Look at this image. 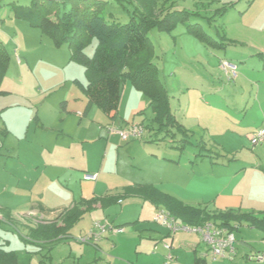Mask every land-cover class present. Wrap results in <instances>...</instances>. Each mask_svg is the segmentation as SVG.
Masks as SVG:
<instances>
[{
    "label": "crops",
    "instance_id": "0c3cea01",
    "mask_svg": "<svg viewBox=\"0 0 264 264\" xmlns=\"http://www.w3.org/2000/svg\"><path fill=\"white\" fill-rule=\"evenodd\" d=\"M184 34L187 42L191 41L200 50L203 48L183 29L182 35ZM254 49L259 55L250 53L251 56H245L241 60V63L244 61L246 64L242 71L238 64L229 62L237 67V75L226 82L220 78L222 75L224 78L230 76L221 67L223 61H228L226 56L220 51L203 53L205 62L199 66V73L202 78L207 79L209 86L205 95L210 102L205 101L202 104L215 109L224 108L226 105L229 108L228 113H219L216 121L210 125L208 122L193 125L195 119L188 120L186 117L184 121L183 118L176 119L187 131L194 134L200 130L205 132V142H201L199 147L195 144V152L189 155L185 154L188 145L184 150L174 148L172 142L160 140L161 137L156 136L155 130L148 129L143 139L127 143L117 135L108 134V125L124 128L130 123H142L138 117L145 115L150 109V101L142 100L140 93L129 82L123 84L115 119L111 120L102 112L109 123L100 124L99 140L95 146L83 140L78 142L77 134L64 121L53 124V121L42 120V117L36 116L37 128L44 129L53 125L57 127V143L68 140L69 144L77 143V148L71 156H53L43 165L49 171L47 175L46 172L39 175L35 184L37 195L32 194L29 199L24 198L19 191L16 192L21 184V169L15 168L8 172L2 168L4 151L7 149V133L4 134L7 120L4 115H0V188L4 192L0 196V219L8 221L5 217L7 215L9 221L22 223L23 217L59 216L66 209L82 210L83 216L67 235L55 243L41 245L49 252L67 238L82 243L77 238L85 236L94 222L108 220L122 228L133 225L134 230L129 233V229L124 228L122 234L105 235L95 243H87L93 251L92 259H106L113 252V247H117L119 243H134L138 241V235H145L153 240L155 254L152 257L163 259L161 264H184L181 259H194V254L195 259L205 262L208 260L211 264H264L256 259L264 256V236L261 238L255 233L257 229L249 227L245 222L233 223L237 228V252L232 259L213 261L208 256V246L201 241L200 236L187 246L190 251L193 249V255L190 258L185 256L183 251L174 248L177 233L170 236L166 229L153 222L154 215L164 207L128 193L130 189L138 186H152L184 205L207 208L212 213H264V146L262 143L252 146L250 141L251 136L264 127V48L255 44ZM231 86L238 89V99L237 94L231 93ZM228 100L232 103H227ZM60 106L65 113L76 114L81 122L86 120L90 107H87L88 99L84 93L82 96L72 95L60 103ZM221 132L226 138H218V133ZM160 146L163 150L161 158L157 153ZM124 152L130 160L127 168L125 162L120 163ZM143 162L145 168H141ZM87 176L95 178L87 179ZM129 212L134 213L133 215L137 213L138 216L128 219L126 217ZM48 221L50 220L40 223ZM78 226L82 227L75 236ZM244 231L245 235L250 236L249 240L261 238L258 246L254 242V246L245 247L247 242L241 238ZM163 242H169L172 246V261L167 260L168 252L163 247ZM140 243L139 241L138 244Z\"/></svg>",
    "mask_w": 264,
    "mask_h": 264
},
{
    "label": "rangeland",
    "instance_id": "374dc122",
    "mask_svg": "<svg viewBox=\"0 0 264 264\" xmlns=\"http://www.w3.org/2000/svg\"><path fill=\"white\" fill-rule=\"evenodd\" d=\"M101 1L104 2L102 16L105 20L120 24L129 22L133 12L132 6L121 4L118 0ZM63 3V0H58L56 4L61 12L65 9ZM29 4L31 0H0V44L10 57L6 75L0 84V89L7 92L0 96V115H4L7 120L4 133H7V149L4 151L2 168L7 169L8 172L14 171L15 168L21 169V184L16 192L19 191L27 199L32 194L37 195L35 193L37 178L39 175L42 176L43 172L47 175L49 171V169L46 171L43 165L53 156L67 158L77 148V143L69 144L68 140L61 143L56 142L57 127L51 125L52 127L46 126L44 129L37 128L36 116L42 117V120L53 121V124L64 121L77 134L78 142L83 140L94 146L99 140L100 124L109 123L106 116L95 105L89 107L87 118L82 122L76 114H67L63 111L60 103L74 94L83 95L82 90L75 84V80L86 85L88 82L86 70L81 63L72 59V49L67 44L56 46L53 39L41 29L33 28L26 21L14 17L13 6ZM68 5L67 3L66 6ZM169 10H187L200 14L203 18L190 17L185 22L200 23L204 30L215 38L221 39L223 36L226 39L229 38L225 41L227 43L225 49H218L207 47L197 38L189 35L200 46L202 45L203 48L200 50L191 41L185 40L186 36L182 35V31L183 29L186 31V25L182 22L177 23L170 33L158 29H153L149 33L155 50L159 77L170 97L172 116L175 119L183 118V121L185 117L188 120L195 119L192 122L193 125L198 122L203 124L208 122L210 125L216 121L219 113H228L229 105L217 109L203 106L202 103L205 101L210 102L209 97L205 95L207 86H209L207 79L202 78L199 73V66L205 62L203 53L220 51L226 56L227 62L238 64L242 71L246 64L244 61L241 63V60L245 56L250 53L259 55L254 45L264 48V0H159L154 14L160 17ZM97 45V40L92 39L85 49V54L89 57L93 56ZM236 75L227 76L228 78L222 75L220 78L226 82L228 79H234ZM233 86H235L234 83ZM231 89V93L237 94L236 99H238L240 96L238 89L234 87ZM139 93L142 100L148 99L143 93ZM247 93L249 94V91ZM227 103L232 102L228 100ZM153 114L149 109L145 115L139 116L138 120L144 124L146 129L157 131L159 124L154 120L155 115ZM188 132L190 143L185 150L186 155L195 152L197 147L195 144L199 147L201 142H205L206 137L205 132L201 130L196 134L192 131ZM222 134V132L218 133V138H226ZM50 135H52L51 138ZM164 136V133H161L159 137ZM180 139V133L174 136V140ZM166 141L173 143L171 137L166 138ZM157 143L161 144V141ZM261 143L264 146V141ZM157 153L159 158L163 156L162 146L157 148ZM152 156L155 158L154 155ZM115 159L116 154L113 157L114 161ZM123 162L126 168L130 164L125 152L120 163ZM141 166L145 168V162ZM3 194L0 188V196L2 197ZM133 214L129 212L126 218L131 219L138 216L137 213ZM155 216L156 214L154 218ZM55 217L57 215L42 218L23 217L22 223L0 219V249L14 252L18 258L16 264H161L163 260L152 257L155 254L153 250L155 244L145 235L143 237L138 235V241L134 243H119L115 248L112 246L114 250L106 259H92L94 255L90 249L91 246L71 238L59 242L50 252L45 247L33 244L29 228L40 221L52 220ZM132 226L126 225L124 228L129 229L130 233L134 230ZM81 227L76 228L75 236ZM244 233L246 232L242 233L243 237L238 236L247 242L245 247L254 246V242L258 246L264 236L262 231L255 230L261 238L249 240L250 236ZM198 237L197 234L180 231L177 233L174 248L183 251L184 255L190 258V255H193V249L190 251L187 246ZM139 241L140 244H138ZM166 244L169 242H163V247ZM181 260L184 264H195V254L194 259ZM206 264L211 263L207 260Z\"/></svg>",
    "mask_w": 264,
    "mask_h": 264
},
{
    "label": "trees",
    "instance_id": "16d2710c",
    "mask_svg": "<svg viewBox=\"0 0 264 264\" xmlns=\"http://www.w3.org/2000/svg\"><path fill=\"white\" fill-rule=\"evenodd\" d=\"M63 1L65 9L61 12L56 6L58 0H31L29 5L13 6L14 17L26 21L33 28L41 29L53 39L56 46L67 44L72 49V59L81 63L86 70L87 84L84 85L78 80H75V84L87 97V107L95 105L114 120L120 105L123 84L129 82L150 101L149 108L159 124L156 136L164 133L165 136L160 140L171 137L173 147L184 150L190 143L189 132L172 116L170 97L159 77L149 33L153 29L170 33L177 23L182 22L186 25L188 35L197 38L207 47L218 49H225V36L218 39L207 33L200 23H186L190 17L203 18L195 12L169 10L156 17L154 10L159 0H118L133 8L131 18L126 24L105 20L102 16L104 2L101 0ZM92 39H96L98 45L93 56L89 57L85 54V49ZM9 61L8 53L0 44V84L6 75ZM5 94L7 92L0 89V96ZM178 133L181 139L174 140ZM128 193L164 207L182 224L201 226L214 222L236 232L237 228L233 223L245 222L249 227L264 233V213H212L207 208L184 205L152 186H138L130 189ZM82 216V210L66 209L55 221L35 224L29 228L31 242L41 246L59 241ZM6 220L11 222L7 215ZM17 259L14 252L0 249V264H16ZM195 264L206 262L196 259Z\"/></svg>",
    "mask_w": 264,
    "mask_h": 264
},
{
    "label": "built area",
    "instance_id": "2783aa9c",
    "mask_svg": "<svg viewBox=\"0 0 264 264\" xmlns=\"http://www.w3.org/2000/svg\"><path fill=\"white\" fill-rule=\"evenodd\" d=\"M223 68L229 75H236L237 67L229 62L222 63ZM108 134L117 135L123 142H131L141 140L148 133L143 123H130L124 128H118L114 125L106 127ZM251 145L256 146L264 141V127L255 132L251 138ZM87 179L95 178V176H87ZM154 223L166 229L170 236L180 231L194 233L200 236L201 241L208 246V256L213 260L232 259L237 252V238L235 232L230 231L221 224L208 222L201 226H189L182 224L164 208L159 209L154 218ZM124 232V228L114 225L108 220L94 222L91 230L79 239L82 243H95L102 239L105 235H119ZM168 252L167 260L172 261V246L164 245ZM259 262H264V256L256 258Z\"/></svg>",
    "mask_w": 264,
    "mask_h": 264
},
{
    "label": "water",
    "instance_id": "95a60500",
    "mask_svg": "<svg viewBox=\"0 0 264 264\" xmlns=\"http://www.w3.org/2000/svg\"><path fill=\"white\" fill-rule=\"evenodd\" d=\"M31 217H33V215H31ZM59 217H60V215L57 216V217H55L54 219H52V220H50V221H51V222H52V221H55V220H57Z\"/></svg>",
    "mask_w": 264,
    "mask_h": 264
}]
</instances>
